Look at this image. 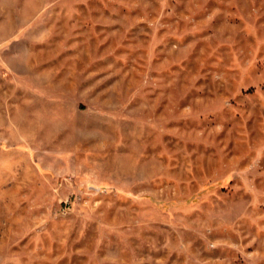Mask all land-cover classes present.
<instances>
[{
    "label": "rangeland",
    "instance_id": "rangeland-1",
    "mask_svg": "<svg viewBox=\"0 0 264 264\" xmlns=\"http://www.w3.org/2000/svg\"><path fill=\"white\" fill-rule=\"evenodd\" d=\"M0 264H264V0H0Z\"/></svg>",
    "mask_w": 264,
    "mask_h": 264
}]
</instances>
